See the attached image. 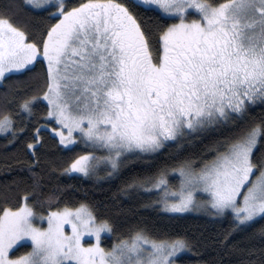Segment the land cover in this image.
<instances>
[{"label":"snow or ice","instance_id":"6c2138e0","mask_svg":"<svg viewBox=\"0 0 264 264\" xmlns=\"http://www.w3.org/2000/svg\"><path fill=\"white\" fill-rule=\"evenodd\" d=\"M24 6L51 9L50 22L39 33L29 31L16 22V0L0 4V81L46 64L31 94L0 93V133L15 139L35 103L46 100L45 118L58 126L31 132L32 164L39 165L40 134L50 128L62 145L81 139L105 152L76 155L62 172L99 178L104 167L111 176L128 155L153 153L185 132L219 128L264 103V0H25ZM149 6L162 17L154 26L138 11ZM204 152L211 158L133 176L124 190L156 191L153 203L171 212L230 215L232 231L258 225L253 235L264 236V119L219 137ZM169 172L179 173L175 187ZM38 188L37 177L15 206L6 202L10 194L2 197L0 264H178L191 247L185 237L157 238L136 227L106 248L102 236L114 231L108 218L85 202L60 207L59 188L36 211L30 201ZM245 264H264V249L259 259L249 251Z\"/></svg>","mask_w":264,"mask_h":264},{"label":"trees","instance_id":"16d2710c","mask_svg":"<svg viewBox=\"0 0 264 264\" xmlns=\"http://www.w3.org/2000/svg\"><path fill=\"white\" fill-rule=\"evenodd\" d=\"M6 2L7 0H0V4ZM69 2L74 4L76 0ZM120 2L131 4L132 0ZM16 3L19 5L16 21L18 25L39 33L50 22L48 12L51 9L33 11L24 6L25 0H16ZM150 9L151 7H141L138 11L148 17L149 26H154L158 23V17H162L159 10ZM45 64L46 62L41 60L35 63L31 72L9 74L7 80L0 85V93L10 90L13 95L18 96L31 94L40 86V81L35 77L43 72ZM10 107L15 106L12 104ZM34 109V115L30 118L25 116V123L19 125L25 127V131L15 139L10 133H0V203L5 202L2 199L4 195L10 194L6 202L15 206L25 191L32 192L38 177L40 188L30 201L36 211H43L38 201L43 200L54 189H61L60 207L64 203L74 207L80 202H85L99 215L110 220L114 231L102 238V244L106 248L116 242L118 236L123 238L132 229L143 227L157 238L179 235L188 240L191 247L179 258L178 264H245L249 251H255L256 258L259 259L260 250L264 249V236L259 233L253 235L258 225L232 231L230 215L213 216L208 211H166L161 205L153 203L158 199L153 193L137 188L125 191L124 188L133 176H151L165 165L175 167L186 158L210 159L212 154H205V146L245 124L264 119V103L258 102L250 106L246 115H234L229 123L219 128L203 132H185L181 137L166 141L153 153L128 155L118 173L106 176V170L101 169L99 178L61 171L76 155L90 151L91 148L81 143L65 147L59 143V138L50 128L41 131L42 145L36 152L39 165L32 164L33 154L26 148L32 138L31 132L41 124L58 126L54 120L45 118L47 102L43 99L35 103ZM21 115L24 114L16 117L18 121ZM259 151L258 147L257 154ZM172 173L175 174H167V179L174 187L176 179ZM27 248H30V244L19 248L18 252Z\"/></svg>","mask_w":264,"mask_h":264},{"label":"rangeland","instance_id":"374dc122","mask_svg":"<svg viewBox=\"0 0 264 264\" xmlns=\"http://www.w3.org/2000/svg\"><path fill=\"white\" fill-rule=\"evenodd\" d=\"M149 7H152V6H149ZM9 75V74H8ZM3 81H0V84L2 83ZM44 100V99H43ZM45 102H47L46 100H44ZM49 119H51V118H49ZM52 120V119H51ZM55 123L58 125V123L55 121ZM45 125H47V124H45ZM53 134H55V133H53ZM74 135H76V136H78L79 135V133H78V130L76 131V132H74L73 133ZM56 135V134H55ZM57 136V135H56ZM58 137V136H57ZM59 138V137H58ZM170 140H173V139H170ZM169 140V141H170ZM84 144L83 143V141L81 140V139H77L76 141H74L72 144H69V145H63V146H65V147H68V146H72V145H75V144ZM85 145V144H84ZM86 146H88V145H86ZM90 147V146H89ZM91 148V150H90V152H97L99 155H104L105 154V152H104V150L103 149H97V148H93V147H90ZM101 169H103V170H106V171H109V169H106V168H104V167H102ZM73 174H82V173H73ZM83 175V174H82ZM172 176H173V178H175L176 179V182H175V184H174V187L175 186H177L178 184H179V181H180V176H179V173H175V174H173L172 173ZM176 176V177H175ZM168 180V179H167ZM169 182V181H168ZM145 191V190H144ZM145 192H147V191H145ZM151 193H153L155 196H157V192L156 191H152ZM157 198H158V196H157ZM197 198L198 199H201V200H204V199H207L208 198V194L207 193H204V192H197ZM163 208V207H162ZM164 209V208H163ZM165 210V209H164ZM166 211H168V210H166ZM201 211H207V210H205V209H202V208H200V209H189V210H186L185 212H201ZM171 212V211H170ZM44 226H46V223L44 224ZM67 230V229H66ZM109 233L108 232H106V233H104L103 234V236H105V235H108ZM103 236H102V238H103ZM85 242L86 243H92V242H94V239L93 238H90V237H86L85 238Z\"/></svg>","mask_w":264,"mask_h":264}]
</instances>
